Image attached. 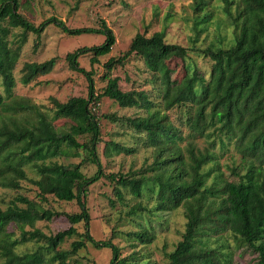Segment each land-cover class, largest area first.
<instances>
[{
  "label": "trees",
  "instance_id": "obj_1",
  "mask_svg": "<svg viewBox=\"0 0 264 264\" xmlns=\"http://www.w3.org/2000/svg\"><path fill=\"white\" fill-rule=\"evenodd\" d=\"M21 4L20 0H0V77L5 92H0V187L16 192L9 200L0 201L3 263L77 264V252L90 243L111 250L108 264H140L134 254L121 258L112 238L96 240L89 232L88 189L104 177L113 183L118 201L125 200L126 191L140 198L129 207L128 215L183 207L184 232L167 253L168 264H234L235 252L241 248L252 250L256 264H264V0H192L191 45L168 42L163 29L150 36L136 33L122 55L109 57L102 64L105 86L100 93L95 90L93 69H84L78 58L89 54L94 65L111 51L115 35L106 21L100 19L97 27L69 28L52 16L35 25L19 12ZM217 11L224 20L215 17ZM168 17L166 14L165 19ZM49 25L73 36L101 34L104 40L65 55L67 65L84 75L87 96H71L63 102L51 97V106L43 108L12 94L13 72L28 34L35 35L36 49ZM210 26L217 31L214 40L197 47L199 36L209 35ZM189 50L210 59L208 76L186 63L181 78L171 81L167 61H186ZM132 54L152 72L150 90H123L119 77L112 74ZM56 62L57 57L24 62L20 82L29 84L51 72ZM102 97L120 107L143 111L123 119L152 148V161L141 169L104 172L98 155L100 125L92 111ZM57 119L70 124L56 126ZM197 139H202V146ZM216 142L222 149L232 143L239 154V164L228 166V176L219 167L222 154L214 148ZM134 151L112 141L104 146L106 155ZM76 157L81 158L77 163L58 161ZM85 162L97 166L93 175L81 170ZM27 169L33 171V177ZM25 180L36 187L37 198L19 192ZM48 196L75 200L79 208L78 212L62 213L71 226L54 235L35 226L37 221H50L61 214L45 207ZM80 222L83 232L74 226ZM10 226L18 230L17 235ZM72 235L78 238L69 249L57 248ZM127 235L141 244L154 239L146 227ZM30 242L35 249L23 252V245Z\"/></svg>",
  "mask_w": 264,
  "mask_h": 264
},
{
  "label": "rangeland",
  "instance_id": "obj_2",
  "mask_svg": "<svg viewBox=\"0 0 264 264\" xmlns=\"http://www.w3.org/2000/svg\"><path fill=\"white\" fill-rule=\"evenodd\" d=\"M22 3L19 12L27 19L38 25L43 20L56 17L64 22L69 28L97 27L98 21L104 19L115 35V43L111 51L99 58V63L90 64V55L79 56L78 62L86 70L93 69L94 84L96 92H102L105 81L101 78L104 68L102 64L109 57H118L128 48L131 39L138 32L150 36L153 32L164 30L165 39L190 46L191 22L193 11L190 4L192 0H20ZM217 1H213L216 4ZM215 17L224 20V16L217 11ZM166 14L170 17L165 19ZM213 25V24H212ZM210 30L199 36L197 47H201L214 40L217 34L212 26ZM35 35L28 34L27 40L22 46L18 63L13 72L15 86L12 94L23 96L42 106L50 107V98L66 101L71 96H87V81L83 74L72 70L65 59L68 52L81 46H92L102 43L104 36L101 34L68 35L55 25H49L41 33L39 44L34 49ZM50 57H57V62L51 72L39 75L29 84H23L19 78L24 62H41ZM188 63L190 68L196 67L208 76L211 61L195 50L188 51V58L182 61L173 58L167 61L169 78L177 81L184 74V64ZM112 74L119 77V85L123 90L145 89L150 90L152 72L148 70L143 60L137 55H130L122 65H117ZM0 92H4L2 78L0 77ZM92 105V104H91ZM97 117L101 131V141L98 144V155L105 173H126L136 171L145 164L152 161V148L146 146L141 135L131 130L123 119L142 114L140 108H123L109 99L102 97L97 105L92 107ZM175 117L174 111L170 112ZM56 126L67 127L70 121L57 119ZM184 129V128H182ZM183 133H186L184 130ZM82 141L83 139H79ZM217 140V139H216ZM106 141L117 142L120 145L134 148V152L104 154ZM219 143V140H217ZM214 148L221 153L219 156V167L228 176V166L239 164V154L235 151L232 143H226L224 149L218 143ZM226 142V141H225ZM199 146L203 145L202 139H197ZM184 144V143H183ZM182 144V145H183ZM81 158H59L58 161L77 163ZM81 170L87 175H93L97 166L90 162L81 165ZM29 177H33V171L27 169ZM20 193L29 198H37L36 187L29 181L21 182ZM113 183L104 177L89 186L87 194V207L90 214L89 232L96 240L112 238V242L119 248L120 257H129L131 254L137 258V263L146 264H168L167 253L174 249L176 243L181 239L185 228V215L183 207L167 211H155L154 214L139 212L136 215H128L127 211L131 205L140 200L125 192V200L118 201L112 190ZM16 192L0 187V201H7ZM112 200V202H111ZM45 207L61 212L50 221L40 220L35 226L48 235H54L58 231L71 226L66 215L62 213L78 212L76 201H60L53 196H48ZM150 206V205H149ZM78 232L84 231L82 222L74 225ZM146 227L153 233L154 239L151 243L141 244L132 240L127 232L139 231ZM26 229H29L26 227ZM10 231L16 235L18 230L10 226ZM78 238L72 235L64 239L57 248L69 249L73 240ZM231 244H233L231 242ZM33 243L23 245V252L33 251ZM112 257L108 248H96L90 243L80 249L76 256L77 264H108ZM0 264H4L0 259ZM234 264H256V253L247 248L238 249L234 255Z\"/></svg>",
  "mask_w": 264,
  "mask_h": 264
}]
</instances>
